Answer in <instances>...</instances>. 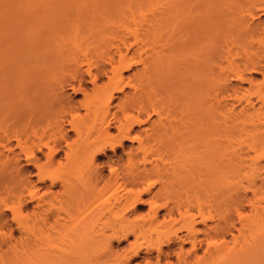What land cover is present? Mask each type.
Masks as SVG:
<instances>
[{"label":"bare ground","instance_id":"1","mask_svg":"<svg viewBox=\"0 0 264 264\" xmlns=\"http://www.w3.org/2000/svg\"><path fill=\"white\" fill-rule=\"evenodd\" d=\"M49 1L51 0H0V168L2 167L0 169V179L4 176V178H6V175H8L10 177L8 180L12 181V184L14 183L11 188L5 189L3 187V189L1 188L2 190H0V239L2 240L4 237L9 239L10 237V239L14 240L11 241L9 239L10 244L7 248H3L0 242V264H73L72 259L68 258V256L66 260L62 258L65 253L60 255L61 258L59 260H52V258H50L51 260H46L52 255L42 260L43 256L41 252H46V249L42 251L43 248L38 242L37 233H34L33 230L38 228L40 231L47 229L49 232H58V229L62 228L63 231L65 222L77 219L85 210H88L87 214L89 219L91 220L92 217V220H95L93 222H97L101 219L97 211L103 205L106 207V212L110 215L107 216L108 218L106 217L104 222L105 231L100 236H96L98 237L97 239H94L96 237L93 239H86L84 244H82L83 247L81 246V250H79V247V252L91 251L95 248L96 244L98 245L101 242L105 243L107 239L113 237L115 234H119V230L125 231V234L126 232L127 234L128 232L131 233L134 239L131 245L132 250H130L132 252L129 254V257L125 256L128 257V260L124 256H119L118 254L121 253L119 251L117 254L118 256L116 255L118 259H115L114 256L116 253L113 254V257L110 255L113 251L108 252L107 255H110L109 257L106 255L107 250H104L106 252L105 254L102 253L103 246L109 243L108 240L104 245H101L102 243L99 244L98 250H100L99 253H101L99 255L103 254L102 256H106L102 263V257L99 256L98 258L101 259L98 260L97 258L99 261L97 264H127L123 260L126 259L130 263L140 257L141 253L148 256V254H151L153 251H157L156 260L158 261L161 258L160 255L165 254L167 256L164 264H176L175 261L170 259L172 258V254H177L180 258V260L178 258V262L180 261L179 263L176 261L178 264H264V200L261 199H264V194L261 195L262 191L259 192L261 196L256 193L252 194L254 197H252V199L254 201L251 200L253 202L249 201L251 197H248L249 205L252 203L251 208L254 210H251L254 213L250 212V215H254L252 223L249 222L252 220L249 213V221H247L248 219L246 217L247 220L241 217L244 214L242 215L239 213L240 211L238 212L240 208H238V210L237 208L234 209L241 215V219L239 215H237L238 220L240 219L245 222L243 224V221L239 220L243 226H246L244 229L247 228L249 236L245 235L246 231H244V233L243 230H241V225L237 230L239 235H234L235 233H233L230 238L228 237L226 234L228 230H234L228 227L229 221L227 223L225 218V216L230 215H225L229 210L228 205L227 211L221 214L222 216L225 215L223 216L225 221L221 220L222 223L219 219V223L217 221L216 224L210 225L208 221H211L214 215L204 208V203L206 201L203 199L206 198V196L202 197L204 192L200 195L202 199L200 197L199 199H195L193 205L192 202L186 205V207L184 205L185 208L183 205L181 206L183 208L175 205L176 208L178 207L176 210L179 213V217L175 215V208L170 206L173 200H171V202L170 200L166 201V203L168 202V204H170L168 207L165 203H161L166 209L164 213L157 211L161 209V207L158 206L160 203L158 204L157 202L160 200L157 199L156 196L158 192H155L152 195L153 197L151 196V198H149V210L151 208L154 209V215L151 217V222L147 225H142L143 221L141 223L138 222L142 225V228H140V224H137L140 229L133 226L135 222L132 223L133 221L131 222L130 218L129 220L122 216L125 221L121 217V219H123L121 222L116 215H120L117 211H130L134 206L133 204H136L140 200L142 194L151 192L156 183H158L157 180L152 179L159 177L158 181H163L165 176L161 175L162 172H160V168L165 166L167 162L171 163L173 166L176 164V166H172L174 170L179 165L181 169L183 168L182 166H185L184 169L188 167L186 168L188 171L190 170L189 168H193V170L191 169L192 171L198 169L197 172L200 171V174L204 172V177L197 174L202 177V181H200L207 187L204 189L208 190L212 188L209 185L211 184L212 186L214 180L218 179L222 181V179H220L221 174H218V176L216 174V168L217 170H221L225 167L230 170L233 159L230 157L231 159H229V161L231 160L232 163L220 169L219 166L224 161L218 157L221 162L219 166H215L217 165L216 160H218L217 155L220 153L218 149L221 151V148H217V146H221L224 143L221 142L220 145L219 142V145L217 144L216 146L215 143H217V138L221 139L226 137L223 139H227L228 135L234 136L239 140L237 141L230 136L232 142L227 140V142L230 141L228 147L232 146V149H234L237 147L234 143L240 144L244 141L245 143H243L249 148L243 146L253 152L250 157L246 154H249V151H243L246 152L245 156L247 155L251 160L255 159L258 162L264 159L262 158L264 156V137H262V135H264V73L262 74L263 79L260 81L250 76L252 73L261 74V72H259L261 67L258 66L260 68L258 71H256L255 67L259 61L262 62L264 66V58L262 57L264 54L262 53L264 52V36H261L262 34L264 35L263 29L261 30L263 33H261V31H259L261 28H258L261 35H254V27L256 26L252 24L253 22L250 23L248 21L250 26H254H251L254 28L251 30L253 32H251L249 31L251 28L248 27L247 29L248 23L242 20V22L247 25L246 30L252 34L248 33L249 35H247L244 31L245 28L240 30L238 27V29H236L237 31L233 30V27L237 28V22L236 25L232 24L235 23V21L232 22L234 19H232L233 14L230 15L229 13H234V11L232 12L231 10L235 8L236 13L237 9L240 7L239 1L237 3L234 0H161L162 11L159 13L157 12L160 14L159 16L155 14L156 12H152L151 17L153 18H146V13L144 12L155 4L154 1L158 0H78L79 3L74 0L77 5L73 4L79 9L75 7V9H78L76 10L77 12L73 14L75 10H71L73 11L72 14L70 11V13H68L70 16L67 14L63 21L61 16L57 18L56 16L54 17V15L45 14V12L44 14L41 13V15H39L38 11V14L36 13L37 7L35 8V6L39 4L43 5L44 2L47 4ZM53 1H59L58 3L61 2L60 0ZM247 1H249V3L253 2L248 4L250 5L248 12L251 11L250 9L257 8L254 11L256 12L259 10V7H255V4H259L258 6H260V3H264V0H260L261 2H258V0ZM254 1H257V3ZM234 2L235 5L236 3L238 4L235 8L233 5ZM252 4L254 8H251ZM263 5L264 4H262L260 9L262 10L260 14L262 17H264ZM152 8H154V6ZM240 9L238 12H241ZM240 12L238 14L242 16L237 17L241 20L244 16L246 17V14H244L245 11L242 12V14ZM235 15L234 17H236ZM250 15L252 16L253 14L250 13ZM115 17H117V19L119 18L117 22H114L116 21L114 20ZM138 17L144 18V23H140L142 21H138ZM130 21L135 24V28L131 26ZM87 23H89L90 26ZM108 23L110 24L108 25ZM263 23L264 19H260V27L264 25ZM231 24L234 26L232 27ZM83 25L89 26L88 31L90 30L91 37L84 35V31L81 32L83 29L80 31ZM102 25L109 26L112 33H110L109 27L107 30L105 29L106 27L104 30H101V28L104 27ZM110 25L113 27L115 26L114 29L118 27L117 31L114 30V32L116 31L115 33L113 32V27ZM239 25L240 23L238 26ZM243 26L245 27V25ZM257 27H259L258 22ZM105 30L107 31V35L103 34ZM258 31L256 33H258ZM108 33H110V35ZM231 33H233L234 39L236 36L237 44L235 41L233 43L230 42V38L229 42L234 45V48L235 45H238L237 48H235L236 50L232 51L233 53H237L231 55V53L227 51L229 57H226V55H222L223 51L224 53L226 52L223 46L227 43L225 40L228 36L230 37ZM80 35H82V37ZM130 39L133 41L131 42ZM231 41H233V38ZM230 43L228 44L232 45ZM228 44L226 45L228 46ZM252 44H256V48ZM248 45H252V49L255 48L256 51L253 52L251 51L252 49L249 50L248 48L250 46ZM230 48L228 47L229 50H232ZM225 49H227L226 46ZM250 51L253 52L251 53L252 55H249ZM242 53L247 54V59H245V61H237V56H241ZM260 53H262L261 58L258 57ZM253 55L257 58H253ZM221 56H223L222 60ZM260 62L259 64L262 65ZM72 64L78 65L76 69H71L72 66L69 68ZM134 65L140 66L138 68L135 67L136 70H132V73L130 72V74L127 75L124 74L126 71L129 72ZM249 68L251 71H248ZM70 79L73 80V82H70ZM222 80H228V82H221ZM76 81L78 83H76ZM229 81L240 82L248 86L236 85L235 87L233 84L234 87H232L229 85ZM219 82L220 84L224 83V85L220 87L217 85ZM88 84H92V89L88 88ZM225 84L227 85L225 86ZM66 85L69 88H66ZM216 85L221 89L223 88V90H229L231 87L235 89L233 92L231 88L232 92H230L232 95L234 94V99L229 98V100H231L230 102L234 103L232 100L236 99L240 105L243 102L244 104L246 103L245 106L242 104L243 106L237 107L238 110H240L239 108H242L241 111L247 110V108L252 109L251 111H245V115L247 116V122H245V118L243 119L244 121H242V118H239L240 113L241 116L244 117L243 115L245 112L242 114V112L239 111L238 115L235 113L236 111H234L237 110V108H230L228 106V108L234 109L232 111L234 114L231 113L233 118H235L236 114L239 116L237 117L240 119V122H242L241 124L238 118L237 120L235 119L236 125L232 124L236 127H233L231 123L228 122V125L226 122L227 113H225L226 116L223 115L224 113L221 114L220 111L218 113V110L222 107L218 110L217 107H215L217 115L219 116L221 114V116H224L225 119L222 118L220 120H225L223 124L226 129L231 127L234 128H231L230 131L224 128L226 133L222 125L218 123L219 119L216 121V113H213V110L214 112L216 111L214 108L215 105L213 106L212 102L216 99V101L213 102L214 104L216 102L217 105L218 102L222 101L223 103H220L223 105L226 102L225 98H227L223 96L224 93L222 92L223 95L221 94L222 96H220L222 99H218L219 97H217V95L219 96L220 93L216 95V93L214 94L213 92V89H216ZM227 86H230V88ZM219 87H217V89H219ZM67 90H70L74 95H82V99L75 101L71 97V93H67ZM225 91L226 90H224V92ZM212 92L217 97H214V100H212ZM230 92L228 93L227 91V94L225 92V95L227 96L230 94L228 95L230 97ZM119 94L121 96H119ZM253 97H255L256 101H253L254 99L252 100ZM162 98H165V101L169 99L171 103H174L176 108H178L177 110L173 109L175 107L169 103V101L168 106H173L170 108H172L174 110L173 112L176 114L178 111L177 115H175V113L173 114V112L169 110L170 108L167 109L168 107H166L165 109V101L162 100L161 103ZM223 99H225V101H223ZM236 100L235 103L238 104ZM230 102L228 101V103L225 104H230ZM257 104L258 107H256ZM231 106H234V104ZM81 110H84V113H81ZM230 112L229 110L228 114ZM254 113H256V119L254 118V120H257L256 123L251 120V118L253 119ZM231 115H229V117ZM248 117H251L249 118L251 123ZM177 118L180 120V123L177 122L179 121ZM231 118H228V120ZM231 120L233 121V119ZM231 120L229 121L232 122ZM174 121L176 122L174 123ZM248 121L249 124H251L249 126L246 124ZM157 122L161 125H155ZM165 122L171 125L170 128L167 127V123ZM224 122H226L227 125ZM173 123L174 125L177 123L179 124L174 126ZM237 123L241 126L246 125L248 126L247 128L253 126L251 128L253 130L249 128L253 133H250V130L247 129L246 126L239 127ZM153 124L154 127L160 126L161 131L159 130V132H156V127L154 128ZM151 127L154 128L155 133H152L154 130H151ZM157 129L159 128L157 127ZM69 132L74 133V137L68 135ZM232 132H236L237 135L235 136ZM259 132L263 139L254 138ZM243 133H246V135ZM241 134L245 137L243 138ZM249 134H251L250 136L252 137L254 136V139H249ZM258 134L256 137H259ZM237 136H239V138ZM211 138L215 140L211 141ZM219 139L217 140H223ZM244 139H246V141ZM233 140L235 141L233 142ZM125 141H128L131 145L122 155H117V150L119 147H124ZM212 142H214L215 145ZM242 144L236 149L239 150L242 148ZM213 145L216 148L213 147ZM223 146L226 145L224 144ZM202 147H204V150H201L203 149ZM226 149L228 150V148ZM232 149L229 148V150ZM241 150H244V148ZM108 151L113 152L116 158L107 156L106 161L99 160V157L106 156ZM222 152H224V150ZM190 153L192 156L189 155L188 157ZM39 154H41V156H39ZM178 154H181L182 157H177ZM185 155H187V158H184ZM223 155L224 154L219 156L222 157ZM238 155L236 153V160H234L236 165L237 159L239 160V165H241V161H248H246L245 157H243L244 159L242 160L239 159V156H242L243 153L242 155ZM190 157L191 159L189 160L188 158ZM125 158L128 161L129 168H125L126 172H120L121 169L116 167L115 164L117 165V162ZM181 158L188 159L189 161L187 160L188 162H186ZM22 159L25 160L26 166L33 167L36 170L33 177L37 178L36 183L41 186H37L34 181H25L16 176L20 169L17 164H20ZM182 161L185 162V164H183ZM256 161L250 162L255 164ZM215 162L216 164L214 165ZM258 164H256V166L259 167L254 166L260 168L261 162ZM254 166H242V171H245V167H248L249 171L246 170L245 172H241V168L238 167L240 169L238 171L246 176L242 174L239 175L237 171L236 175H238V178H236L237 176L235 177V173L232 176L230 175L229 178L228 175L230 171L228 170L229 174L227 175L226 169H222L226 175L224 174L221 178L226 176L228 178L226 180L229 182V179L232 177V183L235 178L236 180L239 179L240 182V180L244 181L245 178L249 179L250 177L248 176H251L249 179L251 180L252 176L258 172L254 170L256 169ZM15 168H18V171H15L16 174H14ZM107 169L109 173H104ZM163 169L164 168H162L161 171H163ZM261 169H263L262 166ZM154 170L158 174H155ZM166 171L163 173H166ZM246 172L253 175L247 176L246 174L248 173ZM154 175H161L163 179L160 176L155 177ZM190 175L192 176L189 171V176L186 175V177L187 179L189 177L191 180ZM197 175H193V177H196V182L197 179H201L199 178L200 176L197 177ZM183 176V178H185V175ZM240 176L244 178L242 179ZM260 176L262 177V175ZM193 177L192 179H194ZM256 177L254 178L253 176L252 183L254 180L256 181ZM261 177L259 178L261 179ZM4 178L3 181L7 179L4 180ZM72 179H78V183L87 193L83 191L85 192V194H83L81 192L82 190L77 187L79 184H74ZM8 180L7 182H9ZM247 180L244 181L246 183L245 185H247L248 182L249 184L246 187L244 186L245 188L252 184H250L251 181L247 182ZM200 181L198 180L199 183ZM47 182H49V184H46ZM191 182L194 184L196 183L193 182V180H191ZM223 182L220 183L223 184ZM263 182L264 178L261 183ZM229 183H226L228 184V188L230 185ZM240 183H238L237 186H233L236 183L231 185V187L233 186L237 189H233L232 187L233 192L237 191L236 193L238 194L241 190L245 189L242 186L244 183L241 184L243 189L238 186ZM258 185L256 184V186ZM57 187H60V189L54 191L53 189ZM195 187L194 190L199 186L197 187L195 185ZM251 187L253 188L254 186L251 185L250 188L246 190H253ZM255 187V190L250 191V193L254 191L257 192L258 190L256 191V188H261L259 186ZM220 188L222 189L223 187ZM224 188L228 191L226 187ZM40 189H44V192L41 194H39ZM118 189H120V192L122 191L121 199L123 200L116 199L114 203H106V200L102 203L100 202L110 190L117 193L119 192L117 191ZM204 189L202 191H204ZM225 189L221 191L222 195L225 194ZM230 189L231 188H229V190ZM261 189H259V191ZM214 190L217 189L214 188ZM262 190H264V188ZM78 191L83 195L81 196ZM208 192L210 193V191ZM233 192H230V194L232 195ZM230 194L227 192L225 195L231 196ZM233 195L236 196L234 193ZM80 197H83L82 201ZM192 197H194V195ZM242 197L241 195V198ZM78 198L80 202H78ZM231 199L233 200L232 197ZM242 199H240V201H242ZM149 200L148 202L147 200L141 202L147 204ZM191 200H194V198ZM228 200L227 202L230 201ZM188 201L189 199L187 202ZM174 202L176 201L174 200ZM237 202L238 201L234 202L236 207ZM260 202H263V205H261ZM234 203L231 204L233 205ZM209 204L211 203L209 202ZM228 204H230V202ZM30 205H32L31 208H29ZM131 205L132 207L129 208ZM239 206L240 204L238 207ZM208 207L212 208V206ZM232 207L234 208V206H231V208ZM193 209H196V212H193ZM9 213L11 216L8 215ZM113 213L116 216H114L115 219L112 218L114 222L111 219ZM210 216H212V218ZM142 217L141 220H143ZM160 217L163 219L161 220ZM229 217H227L228 220L231 219H229ZM9 218L15 223L16 227L11 225ZM116 218L120 220L121 224ZM5 219L8 228L11 227L8 232L9 234L5 231V225L3 223ZM135 220L138 221L140 219ZM129 221L132 226L135 227L134 229H131L132 226ZM248 222L250 225L252 224L251 227L249 226L250 228L247 226ZM175 225H179V227L173 229ZM153 226L162 227L163 229L151 228ZM13 230H18V233L21 235H23V233L26 234V248L23 249V247H21L22 242L19 241L21 238L14 237L16 234L13 235ZM211 231L219 234L214 236ZM242 232L243 235L241 234ZM218 235L221 238L219 237L217 240L213 239ZM25 237L23 235V238ZM39 239L40 242H42V238ZM43 239L50 242V244L47 243L49 247L52 246L50 237L45 236ZM111 240L113 241V239ZM174 242L179 244L177 250L170 249L169 247L170 244H174ZM205 242L208 245V249L204 250L203 254H200L199 250L203 248L202 245ZM44 244L45 243H43V245ZM39 246L42 249L39 250ZM100 246L102 249H100ZM210 246L212 249L214 248V250H210ZM74 247L68 248L72 250ZM131 247L129 249H131ZM165 247L169 248L166 249ZM106 248L107 246L105 249ZM95 249H97V247ZM94 250H92V252ZM98 250H96L97 252L95 251L97 254ZM125 252L127 251H124V253ZM80 254L78 256L82 258ZM90 255L85 254V257L88 256L85 260H87V262L92 260L91 262L94 264L93 259L89 257ZM95 255L93 257H95ZM121 255L125 254L121 253ZM65 256L64 258H66ZM147 256L144 258L145 263L147 261L148 264H153L151 258H148L151 255ZM190 256L193 257V260ZM106 258H109V260ZM110 258H114L115 260L113 259L110 261ZM76 259L74 260L76 261ZM80 259H78L79 262L84 260ZM97 260L95 257V262ZM158 261H156V264L159 263ZM159 264H161V262Z\"/></svg>","mask_w":264,"mask_h":264},{"label":"rangeland","instance_id":"2","mask_svg":"<svg viewBox=\"0 0 264 264\" xmlns=\"http://www.w3.org/2000/svg\"><path fill=\"white\" fill-rule=\"evenodd\" d=\"M60 1H61V2L58 3L59 1L56 2V1L51 0V1H49L47 4H46L45 2L43 3V5L39 4V5L35 6V8L37 7V9H36V13H37V11H38V12H39V15H41V13L44 14V12H45V14L47 13V14H50V15H52V16L54 15V17L56 16L57 18H60L59 16H61L62 21H63L64 17L66 18L67 14L70 13L71 10H73V11L75 10V12L71 11V14H72V12H73V14H74V13L77 12L76 10L79 9L77 6L74 5V4L77 5V3L74 2V0H73V1H72V0H68V1H67V0H66V1H65V0H60ZM70 1L72 2V5H71V2H70ZM75 1L79 3L78 0H75ZM234 1L237 2V3H238V1H239V6H240V7L237 9V12H238V10H239L240 8L243 7L242 9L245 11L244 14H246V17L244 16L243 19L241 18V20H240L239 17L242 16V15H239V14H238L240 11H239L238 13L236 12L237 14L235 13V9H236L235 7H236L238 4L236 3V5H235V2H234L233 5H234V8H235V9H234V10H231V11H232V12L234 11V13H235L236 15H235L234 13H231V12L229 13L230 15L233 14V15H232V19H233V18H234V19H233L232 22L235 21V23H232V22H231V23L234 24V25H236V22H237V26H236L237 28H234V27H233L234 25L232 26V24H231V26L233 27V30L237 31L236 29H238V27L240 28V30H243V28H245V29H244L245 33H246L247 35H249L248 33L252 34L251 32H253V31H251V30L255 28V29H254L255 32H253L254 35H261V34L259 33V31H261V30L263 29L262 31L264 32V28H262V27H264V25H263L262 27H260L261 25L259 24V21H260V19L263 20L264 17L260 16V14L262 13V10H260V9H261V7H262V4H264V3H260V4H261L260 6H258L259 4H255V5H256L255 7H259V10H257L256 12H254V11H255L257 8H255V9H250L251 11L248 12V10H249L248 8H250V7H249L250 5H248V4H251V3H253V2L250 1L251 3H249V1H247V0H242V1H241V0H234ZM259 1H260V0H258V2H259ZM158 2H159V3H158ZM240 2H241V5H240ZM254 2H255V1H254ZM260 2H261V1H260ZM73 3H74V4H73ZM154 3H155V4L152 5L151 8H148V10H145L144 13H146V15H145L146 18L151 17L152 12H156L155 14L158 15V16L160 15V14H158V13H159L160 11H162V9H161V6H162V2H161V0L154 1ZM255 3H257V1H256ZM246 5H247L248 7H247ZM153 6H154V8H152ZM241 6H242V7H241ZM263 6H264V5H263ZM75 7L78 8V9H75ZM69 8H70V9H69ZM251 8H254V7H253V4H252V7H251ZM68 9H69V10H68ZM152 9H153V10H152ZM242 9H240V10H241V12H240L241 14H242V12H244ZM252 10H253V11H252ZM157 12H158V13H157ZM252 12H253V13H252ZM248 13H249V14H248ZM250 13L253 14V15L251 16ZM37 14H38V13H37ZM61 14H62V15H61ZM65 14H66V15H65ZM234 15H235L236 17L239 16V17H237L238 19H237L236 17H234ZM254 15H255V16H254ZM68 16H70V15L68 14ZM152 16H153V15H152ZM260 17H262V18H260ZM151 18H153V17H151ZM245 18H246L247 20H246ZM251 18H252V19H251ZM118 19H119V18H118ZM118 19H117V17H115L114 20H116V21H114L113 19H112V20H113L114 22H117ZM64 20H65V19H64ZM137 20H138V21H142V22H140V23H144V18H140V17H138ZM237 20H239V21H237ZM242 20H243V22L248 23V24H247L248 26L246 25V23H243ZM256 20H257V21H256ZM248 21H249L250 23L253 22L252 24H254L256 27H257V22H258V26H259V27L256 28V27H254V26L251 25L252 27H254V28H252V27L250 26V23H249ZM114 22H113V23H114ZM137 23H138V22H137ZM239 23H240V25L238 26ZM260 23H261V22H260ZM87 24L90 26L89 23H87ZM87 24H86V25H87ZM106 24H107V23H106ZM109 24H110V23H108V25H109ZM111 24H112V23H111ZM130 24H131L132 27L135 28V24H134L132 21H130ZM241 24L245 25V27H244L243 25H241ZM261 24H262V23H261ZM263 24H264V23H263ZM86 25H85V26L83 25V26L81 27L80 31L83 29L81 32L84 31V32H83L84 35H88V37H91L90 30L88 31V29H89L88 27H89V26L87 27ZM112 25H113V24H112ZM112 25H110V26L113 27ZM116 25H117V23H116ZM102 26H104V27H102ZM102 26H101V27H102L101 30H102V29L104 30L105 27H106L105 29L107 30V28L109 27V26L107 27V26H105V25H102ZM240 26H241L242 28H241ZM246 26H247V29H248V27L251 28V29H249V31H251V32H248V31L246 30ZM85 27L87 28V30H86ZM114 27H115V26H114ZM114 27H113V32H114V30L117 31V29H118V27H116L117 29H114ZM232 27H231V28H232ZM258 28H259V29L261 28V29L259 30ZM109 29H110V33H112L110 27H109ZM106 30H105V33H103V34H106V32H107ZM256 30H257V31L259 30L258 33H256V32H257ZM85 31H86V32H85ZM116 31H115V32H116ZM244 31H242V32H244ZM262 31H261V33H263ZM108 32H109V31H108ZM115 32H114V33H115ZM79 33H80V32H79ZM79 33H78V34H79ZM85 33H87V34H85ZM101 33H102V31H101ZM110 33H108V34L110 35ZM245 33H244V34H245ZM80 34H81V33H80ZM231 34H232V35H231ZM231 34H230V37H229V36L227 37L228 39L226 38L225 41H226L227 43H225L224 46H223V47H224V50H225L226 52L224 53V51H223V52H222V55L224 54V56L226 55V57H229L227 51H228L229 53H231V55L237 53V52H235V51H234L235 53L232 52L233 50H236L235 48H237L238 45H237V46L235 45V48H234V45H233L232 43H233L234 41H235V43H236V36H235V39H234L233 33H231ZM82 35H83V34H82ZM82 35H80V36L82 37ZM84 35H83V36H84ZM106 35H107V34H106ZM80 36H79V37H80ZM261 36H264V35L262 34ZM84 37H85V36H84ZM106 37H107V36H106ZM85 38H86V37H85ZM229 38H230V42H232V43L229 42ZM232 38H233V41H231ZM131 39H132V38H131ZM131 39H130V41L132 42L133 40H131ZM228 43L232 44L233 46H232V45H229ZM235 43H234V44H235ZM226 44H228V46H227ZM236 44H237V43H236ZM246 45H247V44H246ZM252 45H254L255 48H256V44H252ZM252 45H248V46H250L249 48H248L247 46H246V47L250 50V49H252V47H253ZM225 46H226L227 49H228V47H229V48L231 47L230 49H232V50H229V49L227 50V49H225ZM255 48H253L254 50L252 49L251 51L255 52V51H256ZM249 50H248V51H249ZM230 51H231V52H230ZM251 51H250L249 55H252L251 53H253V52H251ZM262 53H264V52H262ZM262 53H260V54L258 55V57L261 58V56H262L261 54H262ZM247 54H248V52H247ZM247 54H243V53H242L241 56H239V57H241L243 60L237 56V58H238L237 61H238V60L245 61V59H247V56H246ZM231 55H230V56H231ZM244 55H245V56H244ZM249 55H248V56H249ZM243 57H246V58H243ZM250 57H252V56H250ZM262 57L264 58V54H263ZM224 58H225V57H224ZM253 58H257V57L253 55ZM260 58H259V59H260ZM222 59H223V56H221V60H222ZM259 59H257V60H259ZM255 60H256V59H255ZM261 60H262V59H261ZM259 62H260V61H259ZM259 62L257 63L258 65L256 64L257 66L255 65V67H256V71H258V70L260 69L259 67H261L262 70H261V69L259 70V72H261V74H258V73H257V74H256V73H252V75H250V76H253L256 80H259V81H260V80L263 79V78H262V74L264 73V66H263V63H262V62H260V63H262V65H260ZM73 65H74V66H73ZM71 66H72L73 68H72ZM77 66H78V65L72 64V65L69 66V68L71 67V69L74 70V69H76ZM139 66H140V65H136V66L134 65V66H133L134 68L132 67V69L129 70V72L126 71L124 74L127 75V74H130V72L132 73V70L135 71V70H136L135 67L138 68ZM258 66H259V67H258ZM255 67H254V68H255ZM252 69H253V68H252ZM73 70H72V71H73ZM248 71H251L250 68H249ZM262 71H263V72H262ZM248 76H249V75H248ZM105 80H106V79H105ZM71 81L73 82V80L70 79V82H71ZM225 81L228 82V80H222L221 82H225ZM226 82H225V83H226ZM232 82H233V83H232ZM76 83H78V82L76 81ZM229 83H230L229 85L232 86V87H234L233 84L235 85V87H236V85H241V86H244V87H247V86H248L247 84H243V83L235 82V81H231V82L229 81ZM231 83H232V84H231ZM217 85H219V86L221 87V86L224 85V83H223V84H222V83L220 84V82H219V84H217ZM217 85L215 86L216 89H213V92H214V94L216 93V95H217L218 93H220L219 96L217 95V97H219L218 99H220V98L222 99V97H220V96H222L223 93H224L223 96L227 97V98L223 97V98L226 99V102H225V103H228V101H229V102L231 101V100H229V98H230V99H231V98L234 99V98H233V97H234V96H233L234 94L232 95V93H231V92H232V91H231L232 89H233V92H234V90H235L234 88L231 87V88H232V89H231L230 86H229V87L227 86V87L230 88V89H229V90H228V89H224V90H226V91H225L226 94H227V91H228V93L231 91L230 93H231V96H232V97H231V96L229 97L228 95H230V94H228V95L226 96V95H225V92H224V90H223V88L221 89V88H220L219 86H217ZM226 85H227V84H225V86H226ZM66 86H67V85H66ZM92 87H93L92 84H88V88H91V89H92ZM217 87H219V89H217ZM66 88H69V87L67 86ZM225 88H226V87H225ZM220 89H221V90H220ZM217 91H218V92H217ZM220 91H221V92H220ZM213 92H212V95H213V96H212V97H213L212 100H214L215 98H217V97L213 94ZM222 92H223V93H222ZM67 93H71V91H70V90H67ZM221 94H222V95H221ZM119 96H121V95L119 94ZM71 97H72L75 101H79V100L82 99V95H80V94H78V95H74V94L71 93ZM214 97H215V98H214ZM166 99H167V98H166ZM225 99H223V101H225ZM253 99H254V100H253ZM162 100L165 101V98H162V99H161V103H162ZM212 100H211V102H212ZM235 100H236V99H235ZM235 100H232V102L234 101V103H231V102H230V104H227V105L224 103V104H225V105L223 104L224 106L221 104V103H223V102L219 100V101L221 102V103L218 102L219 105H220V107H219L218 103H217V105H216V102H215V104L213 103L214 101H216V99H215V100L212 102V104H213V106L215 105L214 108L217 107V110H218L219 108L222 107V108H221L222 110H221V109L218 110V113H219V111H220L221 114L224 113L223 115H225V116H226L225 113H227V115H228V116H226V117H227V119H226V120H227V121H226L227 123L229 122V123H231V124H232V123L235 124V121L237 120V118H238L239 116H240L239 118H242V121L245 120V122H247V118H246L247 116L245 115V114H246L245 111H247V110L251 111L252 109H248V108H247V110H244V111L242 110V111H241L242 108H239L240 110H238L237 107H240L242 104L245 106L246 103L244 104V102H243V103L240 105L239 102H238V100H236V102H238V104H236V103H235ZM252 100H253V101H256L255 97H253ZM164 101H163V102H164ZM168 101H169V103H171V101H170L169 99H168ZM168 101H165V102H164V103H165V104H164V105H165V109H166V107H168L167 109H169L170 107H173V106H170V105L168 106ZM217 101H218V100H217ZM172 102H173V101H172ZM166 103H167V105H166ZM171 104L174 105V103H171ZM232 104H234V106H231ZM235 104H236V105H235ZM258 104H259V103H258ZM258 104H257L256 107H258ZM237 105H238V106H237ZM243 105H242V106H243ZM225 106H226V107H225ZM228 106H229L230 108H231V107L237 108L238 111H237V110H234V109H230V108H228ZM174 107L176 108L175 105H174ZM223 107H225V108H223ZM175 108H173V109H174V110H177V109H178V108H176V109H175ZM227 108H228V109H227ZM173 109L170 108L169 110L173 112V111H174ZM212 109H213V108H212ZM223 109H224V110H223ZM225 109H226V110H225ZM229 110H230L231 112L228 114ZM233 110L236 111L235 113H237L238 115H239V111H241L242 114L245 112L244 115H243L244 117H242V116H241V113H240L239 116L235 114V118H233V116L231 115V113H232ZM215 111H216V108H215ZM222 111H223V112H222ZM224 111H227V112H224ZM249 111H248V112H249ZM248 112H247V113H248ZM81 113H84V110H81ZM174 113H175V112H173V114H174ZM213 113H216V116L213 114V115L216 117V121L219 119L218 123L221 124L222 127H223V130H225L226 127H225L224 124H223V121H225V120H222V121L220 120V119L224 118V116H221V114L218 116V115H217V111L214 112V110H213ZM250 113H252V112H250ZM177 114H178V111H177ZM177 114L175 113V115H177ZM232 114H234V113H232ZM229 115H231V116L229 117ZM254 115H255V116H254ZM254 115H253V119H252L251 117H248V119L251 118V120H252L253 122L255 121L254 123H256L257 120H254V118L256 117V113H254ZM220 116H221V117H220ZM237 116H238V117H237ZM217 117H219V118H217ZM231 117H232V118H231ZM228 118L233 119V121H232L231 119H229V120L232 121V122H230V121L228 120ZM239 118H238V121H239V123L242 124V122H240V119H239ZM244 118H245V119H244ZM224 119H225V118H224ZM235 119H236V120H235ZM243 119H244V120H243ZM255 119H256V118H255ZM177 120H179V119L177 118ZM251 120L249 119L250 123H251ZM249 121H248V123H246V124H248V126L251 125V124H249ZM175 122H176V121H174V123H175ZM177 122L180 123V120L177 121ZM220 122H221V123H220ZM226 122H224V123L227 125ZM245 122H244V123H245ZM165 123H167V127L170 128L171 125H168V122H165ZM174 123H173V125H174ZM179 123H177L176 125H178ZM229 123H228V125H229ZM239 123H237V125H238ZM244 123H243V124H244ZM254 123H253V125H254ZM169 124H170V123H169ZM233 124H232V126H233V127H236V126H234ZM155 125H161V124H159V122H157V124L155 123ZM173 125H172V126H173ZM176 125H174V126H176ZM221 125H220V126H221ZM235 125H236V124H235ZM238 126L240 127L241 125H238ZM242 126H243V125H242ZM242 126H241V127H242ZM245 126H246V125H244L243 127H245ZM248 126H246V128H247ZM153 127H154V124H153ZM153 127H151V130H154V128L156 127V128H155V129L157 130L156 132H159V130L161 131L160 126H155L154 128H153ZM157 127H158L159 129H157ZM222 127H221V128H222ZM228 127H229V126H228ZM228 127H227V128H228ZM233 127H231V128L234 129ZM252 127H253V126H252ZM252 127L250 126L249 128L251 129ZM169 128H168V129H169ZM224 128H225V129H224ZM231 128H228L229 131H230ZM249 128H247V129H249ZM228 129H226V130H228ZM250 129H249V130H250ZM151 130H150V132H151ZM226 130L224 131L225 133H226ZM251 130H253V129H251ZM251 130H250V133H253V131H251ZM168 131H170V130H168ZM150 132H149V133H150ZM153 132L155 133V130L152 131V133H153ZM227 132H228V131H227ZM229 133H230V132H229ZM229 133H228V134H229ZM232 133H234V132H232ZM235 133H236V132H235ZM235 133H234V135L236 136L237 133H236V134H235ZM228 134H227V135H228ZM243 134H244V133H243ZM243 134H241V136H242ZM255 134H256V133H255ZM257 134H258V133H257ZM257 134H256V135H257ZM263 134H264V133H263ZM68 135L74 137V133H72V132H69ZM244 135H246V133H245ZM250 135H251V134H249V136H250ZM253 135H254V134H253ZM256 135H255V137H254V136H253V137H254V138H257V139H263L262 137H264V135H262V137L260 136V135H261L260 132H259V134H258V136H259L260 138H259V137H256ZM230 136H231V135H230ZM230 136L228 135L227 139H223V138H226V137H223V136H222L223 138H221V139H219V138H217V137L215 136V137H216L217 139H219V140H222V139L224 140V141H223V140H222V141H218V140L216 139V141H217V143H215L216 146H217V144L219 145V142H220V145H221V142H224L223 145L225 144L226 146L221 145V146H223L225 149H224L223 147H221V146H217V148H218V147L221 148V151H220V149H218V151L220 152V153H218V154H219L220 156H221L222 154H224L222 157H220L219 155H217V159H218V157H219V158H220L222 161H224V162H222L221 165H220L221 160L218 159V160H216L217 165H215L216 162L214 163V165H215L216 167L220 165L221 167L219 166V168L221 169L223 166H228L229 163L231 164L232 162H231V160L229 161V159L232 158V159H233V164H231L232 166L230 167V170H229V168L227 169V168H225V167L222 168V169H223V170L226 169L225 171L227 172V173H226L227 175L229 174V171H230V174L228 175L229 178H230V175L232 176L234 173H235V177L237 176L236 178H238V175H236V174H237L236 172H237L238 170H240L239 168H241V167L244 166V165H245V166H249V167H250V166L252 167V165H253V166H254V165L256 166V164H258V163L261 162V166H262L263 169H261V166H260V168H256V167H259V166H256V167L254 166V168H256V169H254V170H257V171H258V172H256L257 174L253 171V172L257 175V177H256L255 174L253 175V174H249L248 172H246V173H248V174H246L247 176H248V175H253L254 178L256 177V181L254 180L255 182L253 181V183H252L253 176H252V179H251V180H249V179L251 178V176H248V177H250V178H249V179L247 178L248 180L245 178L244 181H246V180H247V182H248V181H251L250 184L252 183L251 185L254 186V187L256 186V184H257V185L260 184V185H258V186L261 187V188H262V186H263V188H264V182L261 183V182L263 181V178H264V176H263V174H264V159H262V160L260 159V160H261L260 162H258V161H256V160L254 159V160L256 161V163H255V164L252 163V162H255L254 160H251V159H250V157H251V155H252L253 152L250 151L249 149H246L248 146L244 144L245 142L242 141V140H243L242 138H240V139H242V140H241L242 142H241L240 144H242L243 142H244V143L241 145V147H242L243 145H244V146H247V147H244V146H243L242 148L239 147L240 149L237 150V149H238L237 147L240 145L239 143H238L239 145H238L237 143H236V144L234 143V145H237V147L234 146V147H235L234 149H232V148H233L232 146H231V147H230V146L228 147V143H230V141L232 142L231 137H233L235 140H237L234 136H231V137H230ZM241 136H240V137H241ZM247 136H248V134H247ZM237 137L239 138V136H237ZM242 137L244 138L245 136H242ZM251 137H252V136H250V137H248V138H249V139H254L253 137H252V138H251ZM229 138H230V139H229ZM233 138H232V139H233ZM248 138H247V139H248ZM213 140H215V139H212V138H211V141H213ZM227 140H230V141L227 142ZM235 140H233V142H234ZM238 140H239V139H238ZM238 140H237V141H238ZM244 140L246 141V139H244ZM216 141H215V142H216ZM225 141H226L227 143H226ZM249 141H251V140H249ZM239 142H240V141H239ZM247 142H248V141H247ZM212 143L214 144V142H212ZM215 144H214V145H215ZM232 144H233V143H232ZM232 144H230V145H232ZM246 144H247V143H246ZM130 145H131V144H130L128 141H125V142H124V147H119V149L117 150V153H116V154H117V155H122V154L124 153L125 150H128V148H129ZM214 145H213V147H215ZM202 148H203V149H201V150H204V147H202ZM215 148H216V147H215ZM222 148H223L224 152H222V151H223ZM226 148H228V150H229V148L232 149V150H229V151H228ZM236 148H237V149H236ZM243 148H244V150H241V149H243ZM248 148H249V147H248ZM235 150H236V151H235ZM240 150H241L242 152H241ZM243 151H247V152L249 151V154L246 153V152H243ZM221 152H222V154H221ZM231 152H232V153H231ZM233 152H234V153H233ZM235 152L237 153V155H238L239 152H241V153H239V155H242V153H243L242 156H239V155H238L240 158H239V157H237V158H239V159L242 160V159H244L243 157H245L246 161H247V160H248V161H247V162H242V161L240 160V161L242 162V163L240 162V164L242 165V166H241V165L238 164L239 160L237 159V165H236V162L234 161V160H236V157H235V156H236V153H235ZM186 153H189V152H186ZM228 153H229V154H228ZM245 153H246L248 156H250V157H248L247 155L245 156ZM62 155H63V154H62ZM183 155H184V152H183ZM189 155H191V153L188 154V157H189ZM231 155H233V156H231ZM39 156H41V154H39ZM107 156H108V157L110 156V157L116 158V156L113 155V152L108 151V152H107V155H106V156H101V157H99V160H101V161H106V160H107ZM179 156L182 157L181 154H178L177 157H179ZM191 156H192V155H191ZM223 157H224V158L226 157V158L224 159ZM228 157H229V158H228ZM230 157H231V158H230ZM234 157H235V159H234ZM241 157H242V158H241ZM246 157H248V158H246ZM43 158H44V157H43ZM184 158H187V155H185ZM227 158H228V159H227ZM260 158H261V157H260ZM262 158H264V156H263ZM149 159H150V157H149ZM179 159H180V158H179ZM179 159H178V160H179ZM181 159H182V158H181ZM188 159L190 160L191 157L188 158ZM188 159H187V160H188ZM182 160H184V161H186V162L189 161V160L187 161L186 159H182ZM249 160L252 161V162H250ZM257 160H259V159H257ZM228 161H229V162H228ZM244 161H245V160H244ZM182 162H183V161H182ZM248 162H250V163H248ZM25 163H26L25 160L22 159L21 162H20V164H19V163L17 164V165H19L20 169H19L18 175H16V176L20 177V179L25 180V181H26V180L34 181L35 184H36L37 186L40 185V184H37V183H36V182H37V181H36L37 178H36V177H33V174L36 173V170H35L33 167L26 166ZM118 163H119V164H118ZM223 163H224V164L226 163V164L224 165ZM234 163H235V164H234ZM245 163H248V164H251V165H248V164H245ZM262 163H263V165H262ZM177 164H179V163H177ZM183 164H185V162H183ZM243 164H244V165H243ZM120 165H121V166H120ZM258 165H259V164H258ZM115 166L121 169L120 172H124V171L126 172V169H125V168H129V166H128V161H127L126 158L123 159L122 161L117 162V165L115 164ZM127 166H128V167H127ZM162 166H163V165H162ZM172 166H173V165H171V163L167 162V163L165 164V166L162 167V168H164L163 171H161L162 168H160V172H162L161 175H162V176H165V177H164V179H163V177H161V175H156V176H160V177L163 179V181H162V180H161V181H160V180L158 181L159 177H156V176L154 175L157 179L153 177L154 179H152V180H157L158 183H156V185L154 186V188L152 189L151 192H149V193H145V194H142L141 197H140V200H139L136 204H133V205H134L133 207H132V205L129 207V208L132 207L133 209L131 208L130 211L125 210L126 212H124V211L118 212V211H117V213H120V215H118V214H116V215L119 217V219L121 220V222H122L123 219H124L123 217H126V219H127V218L129 219V218H130L131 220H130V219H129V220H130L131 222L133 221L132 223L135 222L134 224H136V225L133 224V226H136V228L139 226V225H137V224H140L142 221L145 222V223L142 222V225H143V224H146V225H147L148 223H150V222H151V217L154 215V212H155V211L153 212L154 209H152V208L149 210V208H150V200H149V198H151V196H152L155 192H158V194L156 193V194H157L156 196H157V199H160V200L157 201V202H158V204L160 203L158 206L161 207V209H159V210H157V211H160V212H162V213L165 212V210H166V209H165V206H164V205H161V203H163V204L165 203V204L167 205V207H168V205L171 204L170 206H172L173 208H175V209H174V210H175V215H176L177 217H179V213H178V211L176 210L178 207H181L182 205H183V207H184V205H185V207H186V205H189V203H191V202H192V205H193V202H195V199H199L200 195H202L203 192H204V195H202V197L206 196V198H203V199H204V201H205V200H206V201L208 200L207 202L205 201V203H204V206H205V207H204V208L207 209L208 212H211V213L214 215V216H213V219H212L211 221H208L210 225H212V224H216L217 221H218V223H219L221 220L225 221L223 216H225V215H229V214H230V215H229L230 217H229V216H225L227 223H228V221H229V223H231V224L228 223V227L231 228V229H234V230H230L231 232L228 230V233H226V234L228 235V237L230 238L231 234H233V233H235L234 235L238 234L237 230H238V228H240L241 225H242V223H241L240 221H243V220H240L241 217H244V218H242V219H245V220L248 219L247 221H249V218H248V217H249V215H250V212L254 211V210H252V208H251V205H252L251 202H250L251 204L249 205V201H252V200H253V199H252V197H253L252 194L256 193V194L260 195L259 192H261V191H262V192H261V193H262L261 195L264 194V193H263L264 190H262L263 188H262V189H261V188H256V187H258V186L255 187V188H256V191L258 190L257 192L254 191L253 193H250V191L255 190L254 187H253V188L251 187L253 190H250V189H248L249 191L246 190L247 188H250L251 185H250L249 187L245 188V187L249 184V182H248L247 185H245L246 183H245L243 180H240V182L243 181L242 183H240V182H239V179H237V180H238V183H240L238 186H239V187H242V186L244 187V186H245V187H244L245 189H243V187H242L243 190H241V192H239V193L237 194V193H236V192H237V191H236V190H237L236 187H233V186H235V185L237 186V184H238L236 178L233 177V178H235L233 183H236V184L233 185V183L231 182V180L233 181L232 177H231V179H229V182H231V183H229V182L226 180V179H228L226 176H224V178H221V177H223V175L225 174V172H224L222 169H221V170H219V169L217 170L216 167H215V168H216V171H217L216 174H217V176H218V174H219V175H220V174L222 175V176L220 175V179H222V181H221V180H218V179H217V180H214V181H218V182H214V181H213V183H214L216 186L212 183V186H211V184L209 185V186L212 187V188H209V189L207 190V189H204V188H207V187H205V184L203 185L202 182H201V181H202V177H201V176H203V177L205 176V175H204V172L202 173V174H203V175H202V174H200V171L197 172L198 169H197V170L195 169L194 171H192L193 168H189V169H190V170H189V171H190V174H192V176L190 175V177H191V180H193V182H196V179H195L196 177H193L194 174H195V176H196L197 174H200V175H201V176H200V175H197V177L200 176L199 178H201V179H197V182L194 184V183L191 182V180H190L189 177H188V179H187V177H186V175L189 176V171H188V169H186V168H188V167H186V168L184 169L185 166H182L183 168L181 169V167L178 165L179 169H178V167H177V168L174 170V168H172ZM174 166H176V164H174ZM174 166H173V167H174ZM229 166H230V165H229ZM236 166H237V167H236ZM240 166H241V167H240ZM238 167H239V168H238ZM1 168H2V167H1ZM1 168H0V169H1ZM122 168H123V169H122ZM245 168H246V169H244L245 171L248 170V167H245ZM15 169H16V168H15ZM15 169H14V172H15V171L17 172V171H18V168H17L16 170H15ZM120 169H119V170H120ZM124 169H125V170H124ZM191 169H192V170H191ZM232 169H233V170H232ZM249 169H250V168H249ZM122 170H123V171H122ZM166 170H167V171H166ZM173 170H174V171H173ZM181 170H182V171H181ZM228 170H229V171H228ZM234 170H235V171H234ZM242 170H243V169L241 168V172H245V171H242ZM154 171H155V170H154ZM165 171H166V173H163V172H165ZM175 171H176V172H175ZM221 171H222L223 173H222ZM248 171H249V170H248ZM251 171H252V170H251ZM262 171H263V172H262ZM16 172H15L14 174H16ZM158 172H159V171H158ZM194 172H195V173H194ZM196 172H197V173H196ZM238 172H239V173H238L239 175L242 174V175L245 176V174L241 173L240 171H238ZM104 173H109V172H108V169L105 170ZM260 173H261V174H260ZM155 174H158V173H156V171H155ZM159 174H160V173H159ZM164 174H165V175H164ZM205 174H206V173H205ZM226 174H225V175H226ZM258 174H259V175H258ZM183 175H185V178H186V179L183 178V177H184ZM242 175H241V176H242ZM260 175H262V177H261ZM241 176H240V178H242ZM4 177H5V176H4ZM4 177H1L2 179H0V190H2L3 187H4L5 189H7V188H11V187L13 186V184H14V183L12 184V181L8 180V178L10 179V177H9L8 175H6V178H7V179L4 178ZM18 177H17V178H18ZM192 177H193L194 179H192ZM245 177H246V176H245ZM259 177H261V179H260ZM3 178H4V180H5V179H6V180L3 181ZM17 178H16V179H17ZM161 178H160V179H161ZM243 178H244V177H243ZM243 178H242V179H243ZM257 178H258V180H257ZM20 179H19V180H20ZM223 179H225V180H223ZM7 180H8L9 182H7ZM17 180H18V179H17ZM77 180H78V179H75V180L72 179V182H73L74 184H79ZM194 180H195V181H194ZM198 180H199V181L201 180L200 183L198 182ZM260 180H261V182H260ZM2 181H3L4 183H3ZM223 181H224V182H223ZM226 181H227V182H226ZM10 182H11V183H10ZM220 182H221V183L223 182V184H221ZM225 182L230 184V185H229V188H231L230 190H232V187H233V189H234V188L236 189V190H235L236 192H233V190L230 191L229 188H228V186H227L228 184H226ZM102 183H103V182H102ZM216 183H217V184L219 183V184L217 185ZM224 183H225L226 186L224 185ZM243 183H244V184H243ZM255 183H256V184H255ZM9 184H10V185H9ZM46 184H49V182H47ZM193 184H194V186H193ZM241 184H243V185L241 186ZM6 185H7V186H6ZM195 185H196L197 187H198V186L201 187V186L203 185V186H202L203 188H202V187H201V188L198 187L197 189H199V190H197V189L194 190V188H196ZM221 185H222V186H221ZM223 185H224V186H223ZM231 185H233V186L231 187ZM261 185H262V186H261ZM40 186H41V185H40ZM79 186H80V184L77 185V187L80 188V189L82 190L81 192H82L83 194H85L86 191L83 190L84 188H82L81 186L79 187ZM206 186H207V185H206ZM209 186H208V187H209ZM213 186H214V188L217 189V190H214ZM217 186H218V187H217ZM220 187H223V188L221 189ZM224 187H226V188L228 189V191H227ZM239 187H238V188H239ZM1 188H2V189H1ZM57 189L59 190L60 187H57L56 189H53V190L55 191V190H57ZM80 189H78V190H80ZM200 189H201V190H200ZM203 189H204V191H202ZM220 189H221V190H220ZM224 189L226 190L225 194H226L227 192H229V194H230V192H233L235 195H236V194H237V195L234 196L233 193H232V195L230 194L231 196H229V195H225L224 192H223L224 195H222V194H221V191H223ZM239 189H240V188H239ZM259 189H261V190L259 191ZM119 190H120V189H118L117 191H119ZM205 190H206V191H205ZM244 190H245V191H244ZM83 191H85V192H83ZM195 191H197V192L200 193V194H198V193L195 192ZM201 191H202V192H201ZM208 191H210V193H209ZM43 192H44V189H40V190H39V194H41V193H43ZM121 192H122V191H121ZM121 192L119 191V192L115 193L113 190H110V191L106 194V196L104 197V199H102L100 202L102 203L104 200H106V203H107V202H111V203L113 202V203H114L116 199L118 200V199H121V198H122ZM206 192H207L208 194H207ZM243 192H244V193H243ZM78 193L80 194V191H78ZM86 193H87V192H86ZM83 194H80V195L82 196ZM197 194H198L199 196H198ZM80 195H78V196H80ZM193 195H194V197H192ZM195 195H196V196H195ZM207 195L209 196V198H208ZM241 195L243 196L242 198H244V199L241 198ZM247 195H248V196H247ZM261 195H260V196H261ZM120 196H121V197H120ZM227 196H228V197H227ZM84 197H85V196H84ZM152 197H153V196H152ZM158 197H159V198H158ZM202 197H200V198L202 199ZM231 197L233 198V200L231 199ZM237 197H239L240 199H242V201H240V199L237 198ZM248 197H251V198H249V201H248ZM82 198H83V197H80L81 201H82ZM190 198H191V199L194 198V200H191ZM253 198H254V197H253ZM80 199L78 198V202H80V201H79ZM141 199H143L144 201L147 200V202H148V200H149V203L146 202L147 204H144L145 202H144V203L141 202V201H143V200H141ZM188 199H189V201L187 202ZM201 199H200V200H201ZM224 199H225V202H224ZM228 199H229L230 201H229ZM234 199H236V200H234ZM237 199H238V200H237ZM251 199H252V200H251ZM261 199L264 200L263 198H261ZM83 200H84V199H83ZM121 200H123V199H121ZM168 200H170V202H171V200H173V201H172L171 203L169 202L170 204H168V202L166 203V201H168ZM174 200H175L176 202H174ZM190 200H191V201H190ZM227 200L230 202V204H231V203H234V202H236V201H238V202H237V207L235 206V205H236L235 203H234L233 205L231 204V206H234V208L232 207V208H233V209H232L231 206H230V204H228L229 202H227ZM231 200H232V201H231ZM262 200H261V201H262ZM202 201H203V200H202ZM204 201H203V202H204ZM222 201H223V202H222ZM239 201H240V203H239ZM243 201H244V202H243ZM253 201H254V200H253ZM253 201H252V202H253ZM258 201H259V200H258ZM139 202H140V204H139ZM209 202H210L211 204H209ZM226 202H227V204H226ZM263 202H264V201H263ZM263 202H262V203H263ZM187 203H188V204H187ZM206 203H207V204H206ZM243 203H245V204H243ZM247 203H248V204H247ZM257 203H258V202H257ZM260 203H261V202H260ZM262 203H261V205L264 204V203H263V204H262ZM148 204H149V205H148ZM205 204H206V205H205ZM225 204H226V205H225ZM239 204H240V206L238 207ZM241 204H243V205H241ZM80 205H81V203H80ZM175 205L178 206V207L176 208ZM207 205H208V206H212V208L208 207ZM227 205L229 206V208H228ZM31 206H32V205H30L29 208H31ZM83 206H84V205H83ZM163 206H164V207H163ZM225 206H227V207H225ZM241 206H242L243 209L241 208ZM183 207H181V208H183ZM185 207H184V208H185ZM193 207H194V206H193ZM206 207H207V208H206ZM135 208H136V209H135ZM163 208H164V210H163ZM208 208H209V209H208ZM227 208L229 209L228 211H227ZM236 208H237V210H238V208H240V209L238 210V212L240 211L239 213L242 214V215L244 214V215L241 216L240 214H238L237 210H234V209H236ZM168 209H169V208H168ZM211 209H212V211H211ZM225 209H226V210H225ZM230 209H231V210H230ZM254 209H255V208H254ZM131 210H132V211H131ZM193 210H194L193 212H196V209H193ZM209 210H210V211H209ZM251 210H252V211H251ZM115 211H116V210H115ZM127 211H128V212H127ZM149 211H150V213H152V212H153V213L150 214ZM151 211H152V212H151ZM225 211H227V212H229V213L226 212L225 215L222 216L221 214H223ZM123 212H124V213H123ZM244 212H245V213H244ZM87 213H88V210H85L83 213H81L82 215H81L80 217H78L77 219H75V220H68L67 222H65V227H64L63 231H62V228H61V229H58V230H59L58 232H57V231H55V232L50 231V232H49L47 229H45V230H41V231H40L38 228H36V230H33L34 233H35V232L37 233V239H38V242L41 244V247L43 248L42 251H44V250L46 249V250H45L46 252H44V253L40 251V252L42 253V256H43L42 260L48 258V256H51V255H52V256L49 257V259H46V260H51L50 258H52V260H56V259L59 260V259L61 258L60 255H63V254L65 253V254L62 256V258H63L64 260H66V259H67V256H68V258H71V259H72V263H73V264H74V263H75V264H79V263H80V264H92V262H91L92 260H90V259H93L94 264H97V262L99 263L98 260L101 259V258H98V257H99V256L102 257V259H101V263H102V261L105 260L104 257L108 254L109 251H110V252L113 251V252H111L112 254L110 253V255H112V257H113V254L116 253V254L114 255V256H115V259H118V258H116V255H117L119 252L125 254V255H121V253H119V254H118L119 256H124V257H125V256H128V257H129V254L132 252V251H130V250H132L131 245H132V242H133L134 237L132 236L131 233L128 232V234H129V235H128L127 232H126V234H125V231L123 232V231H121V230H119V231H120L119 234H115V235L113 236L114 238L111 237V238L107 239V240L109 241V243H108L109 245H108V244H105L106 242H108L107 240H106L105 243H104V242H103V243L101 242L102 244L99 243V244H101V245H104V244H105V245L107 246L106 249H105L106 246H103V250H102L103 252L101 251V252L104 253V254L107 252L105 256H102L103 254H102V255H99V254H101V253H99L100 250H98L99 244H98V245H97V244L95 245V248L97 247V249H95V248H94L95 250L92 249V250H94L93 252H92V250H91V251L88 250L90 253H89L88 251H87V252H86V251H84V252H83V251H80V252H79V250H81V248L83 247L82 244H84V241H86V239H87V240L90 239V238L93 239V238L96 237V236H100V235L105 231L106 228H105L104 222H105V220H106V217H107V216H110V215L106 212V207H105L104 205H103V206L97 211V213L100 215V218H101V219H100L99 221H97V222H93V221H95V220H92L93 218L89 215V216L91 217V220H90L89 217H88V214H87ZM114 213H115V212H114ZM114 213H113V216H111V219L114 218V216H115ZM162 213H161V214H162ZM231 213H232V214H231ZM246 213H247V214H246ZM248 213H249V215H248ZM252 213H254V212H252ZM252 213H251V214H252ZM255 213H256V212H255ZM212 214H211V215H212ZM8 215L11 216L10 213H9ZM207 215H208V214H207ZM219 215H221V216H219ZM232 215H233V216H232ZM237 215H239V218H240L239 220H240V221L238 220V216H237ZM245 215H246V216H245ZM122 216H123V217H122ZM142 216H143V217H142ZM231 216H232L233 218H232ZM240 216H241V217H240ZM250 216H251V219H252L254 215L252 214V215H250ZM115 217H116V216H115ZM121 217H122L123 219H121ZM141 217H142L143 220H141ZM210 217L212 218V216H210ZM222 217H223V218H222ZM227 217H229V219L231 218L232 220H231V219L228 220ZM245 217H246L247 219H246ZM107 218H108V217H107ZM88 219H89L90 221H89ZM114 219H115V218H114ZM116 219H117V218H116ZM119 219H117V221L120 222ZM135 219H140V220L137 221V220H135ZM160 219L162 220L163 218L160 217ZM219 219H220V221H219ZM3 220H4V219H3ZM7 221H8V220H7ZM88 221H89L90 223H89ZM112 221H113V219H112ZM124 221H125V219H124ZM130 221H129V222H130ZM232 221H233V222H232ZM252 221H253V219H252L251 221H249V222L252 223ZM9 222L11 223V225H13L14 227H16L15 223H14L13 221H11L10 218H9ZM85 222H86V223H85ZM113 222H114V221H113ZM121 222H120V224H121ZM131 222H130V225L132 226ZM136 222H137V223H136ZM138 222H140V223H138ZM208 222H207V223H208ZM221 222H222V221H221ZM249 222H248V225L245 224V225L248 226V228H250V227L252 226V224L250 225ZM3 223H4V225H5V231L8 233V232H9V229H10L11 227L9 226L10 228H8V224H7V222H6V219H5V222H3ZM115 223H116V221H115ZM222 223H223V222H222ZM232 223H234V224H232ZM244 223H245V222L243 221V224H244ZM117 224H119V223H117ZM142 225L140 224L139 227L142 228ZM229 225H230L231 227H230ZM133 226L131 227V229H132V228H133V229L135 228V227H133ZM234 226H235V227H234ZM239 226H240V227H239ZM249 226H250V227H249ZM34 227H35V226H34ZM34 227H33V228H34ZM139 227H138V228H139ZM146 227H147V226H146ZM154 227H155V226H153V227H151V228H154ZM178 227H179V225H175V226H173V229H177ZM244 227H246V226H243V225H242L241 230H243V232L246 231V234H245V235H248L249 232L247 233L248 230H247V228H245V229H246V230H245ZM138 228H137V229H138ZM140 228H139V229H140ZM144 228H145V227H144ZM155 228H157V229H163L162 227H155ZM229 228H228V229H229ZM241 230H240V231H241ZM13 231H14V232H13V235L16 234V235H14V237H16V238H21V239H19V241L22 242L21 247H23V249L26 248V247H27V242L25 241V239H26L25 235H26V234L23 233V235H24V237H25V238H23V235L19 234V233H18V232H19L18 230H16V231L13 230ZM234 231H235V232H234ZM15 232H16V233H15ZM122 232H123L124 234H123ZM178 232H179V231H178ZM212 232H213V235H214V236L217 235V234H219V233H217V234L214 233V231H211V233H212ZM229 232H230V234H229ZM243 232L241 233L242 235H243ZM117 233H118V232H117ZM244 233H245V232H244ZM8 234H9V233H8ZM241 234H240V235H241ZM18 235H20V236H18ZM29 235H30V234H29ZM120 235H121V236H120ZM211 235H212V234H211ZM213 235H212V237H213ZM238 235H239V234H238ZM242 235H241V237H242ZM245 235H244V236H245ZM8 236H9V235H8ZM8 236H7V237H8ZM21 236H22V237H21ZM31 236H32V235H31ZM45 236L51 238V243H52V246H51V247H49V245H47V243L50 244V242H48V240H44V239H43ZM89 236H90V237H89ZM91 236H93V237H91ZM115 236H116V237H115ZM118 236L121 237V238H119ZM248 236H249V235H248ZM32 237H33V236H32ZM85 237H86V238H85ZM123 237H124V238H123ZM126 237H127V238H126ZM219 237H220V236L218 235L217 237H215V238H213V239L217 240V239H219ZM39 238H42V242H40V239H39ZM97 238H98V237H96V238H94V239H97ZM122 238H123V239H122ZM220 238H221V237H220ZM9 239H10V237H9ZM9 239H7L6 237H4L2 240L0 239V242H1L2 245H3V248H7V246L10 244ZM111 239H113V241H112ZM118 239H119V241H118ZM238 239H239V238H238ZM10 240H11V241H14L13 239H10ZM120 240H121V241H120ZM27 241H29V240H27ZM239 241H240V240H239ZM43 243H45L47 246H46L45 244L43 245ZM171 244H172V243H171ZM171 244H170V246L168 245V246L170 247V249H174V250H177V249H178V246H179L178 243L174 242V244H172V245H171ZM42 245H43V246H42ZM74 246H75V247H74ZM76 246H77L78 248H77ZM81 246H82V247H81ZM39 247H40V246H39ZM41 247L39 248V250L42 249ZM44 247H46V248H44ZM48 247H49V248H48ZM66 247H67V249H66ZM68 247H70V248L74 247L76 251L74 250V248L71 250V249L68 248ZM79 247H80V249H79ZM100 247H101V246H100ZM130 247H131V249H129ZM169 247H165V248L168 249ZM202 247H203V248H201V249L199 250V253H200V254H203L204 250L208 249V248H207L208 245L206 244V242L202 245ZM212 247H213V246H212ZM127 248H128V249H127ZM210 248H211V246H210ZM210 248H209V249H210ZM23 249H22V250H23ZM68 249H69V250H68ZM78 249H79V250H78ZM100 249H102V247H101ZM108 249H109V250H108ZM110 249H111V250H110ZM124 249H126V250H124ZM64 250H66V251H64ZM96 250H98V254L96 253V252H97ZM104 250H107V251L105 252ZM210 250H214V248H213V249L211 248ZM63 251H64V252H63ZM68 251H71L72 253H71V252H68ZM95 251H96V252H95ZM118 251H119V252H118ZM124 251H127V252L124 253ZM128 251H129V253H128ZM172 251H173V250H172ZM48 252H49V253H48ZM50 252H51L52 254H51ZM73 252H74V253H73ZM78 252H79V253H78ZM94 252H95V253H94ZM45 253H46L47 255H46ZM75 253H78V254H75ZM80 253H81V254H80ZM199 253H198V254H199ZM43 254H44V255H43ZM66 254H67V255H66ZM74 254H75V255H74ZM79 254L82 255V258H81V256H78ZM85 254H86V255H88V254L90 255V254H91V255L89 256L90 259H88V260H90V261L87 262V260H85L86 257L88 258V256L85 257ZM95 254H96V255H95ZM45 255H46V256H45ZM65 255H66V256H65ZM70 255H71V256H70ZM94 255H95V257H96V260H97V258H98V260H97L96 262H95V257H93ZM110 255H107V256L109 257ZM118 255H117V256H118ZM141 255H142V256H141ZM150 255H151V256H150ZM173 255H174V256H173ZM175 255L177 256V254H172V256H171L172 258H170V259H172V261H175V263L178 264V263L180 262V261L178 262V258H179V257L177 256V259H176V256H175ZM192 255H194V254H192ZM53 256H54V257H53ZM59 256H60V257H59ZM64 256H65L66 258H64ZM74 256H75V257H74ZM145 256H147V255L141 253V254H140V257H138V258L135 259L134 261H131L130 263L127 261V260H128V257H125L127 260L125 259V260H123V261H125V263H127V264H135V263H136V264H143V263H144V264H148L147 261H146V263H145V260H144ZM148 256H150V257H148ZM148 256H147V257H148V258H151V261H153V264H156V261H158V260H156V258H157V257H156V256H157V251H153L151 254H148ZM160 256H161V258H160L161 261L159 260L158 262H159V263L161 262V264H164V262H166L165 259H167V256H166L165 254H162V255H160ZM162 256H163V257H162ZM57 257H58V258H57ZM83 257H84V258H83ZM91 257H92V258H91ZM112 257H111V258H112ZM164 257H165V258H164ZM190 257H191V256H190ZM190 257H188V258H190ZM53 258H55V259H53ZM73 258H74V259H76V258L80 259V258H81V259H84V260L82 261V260L80 259L81 262H79L78 259H76V261L79 262V263H77ZM111 258H110V259H111ZM119 258H120V257H119ZM162 258H163V259H162ZM182 258H183V257H182ZM191 258H192V260H193V257H191ZM106 259L109 260V258H106ZM113 259H114V258H113ZM113 259H111L110 261H112ZM115 259H114V260H115ZM68 260H70V259H68ZM142 260H143V261H142ZM179 260H180V258H179ZM181 260H183V259H181ZM190 260H191V259H190ZM74 261H75V262H74ZM85 261H86V263H85ZM176 261H177L178 263H177ZM70 262H71V261H70ZM82 262H83V263H82ZM103 262H104V261H103ZM154 262H155V263H154ZM159 263H158V264H159ZM181 263H182V261H181ZM122 264H124V263H122Z\"/></svg>","mask_w":264,"mask_h":264}]
</instances>
